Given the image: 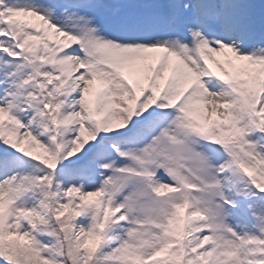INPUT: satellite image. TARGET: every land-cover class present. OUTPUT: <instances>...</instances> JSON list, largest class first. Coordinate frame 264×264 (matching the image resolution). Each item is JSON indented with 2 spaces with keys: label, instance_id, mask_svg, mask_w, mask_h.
<instances>
[{
  "label": "snow or ice",
  "instance_id": "snow-or-ice-1",
  "mask_svg": "<svg viewBox=\"0 0 264 264\" xmlns=\"http://www.w3.org/2000/svg\"><path fill=\"white\" fill-rule=\"evenodd\" d=\"M0 264H264V0H0Z\"/></svg>",
  "mask_w": 264,
  "mask_h": 264
}]
</instances>
